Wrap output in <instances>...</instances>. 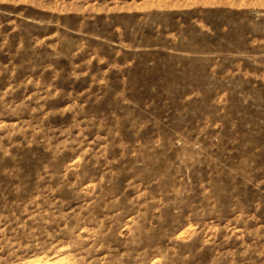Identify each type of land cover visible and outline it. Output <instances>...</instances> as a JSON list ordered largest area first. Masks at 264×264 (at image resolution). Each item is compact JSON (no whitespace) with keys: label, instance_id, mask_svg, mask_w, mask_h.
Returning a JSON list of instances; mask_svg holds the SVG:
<instances>
[{"label":"rangeland","instance_id":"rangeland-1","mask_svg":"<svg viewBox=\"0 0 264 264\" xmlns=\"http://www.w3.org/2000/svg\"><path fill=\"white\" fill-rule=\"evenodd\" d=\"M0 264H264V0H0Z\"/></svg>","mask_w":264,"mask_h":264}]
</instances>
